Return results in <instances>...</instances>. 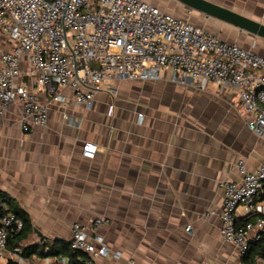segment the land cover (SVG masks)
Returning a JSON list of instances; mask_svg holds the SVG:
<instances>
[{
    "label": "crops",
    "instance_id": "0c3cea01",
    "mask_svg": "<svg viewBox=\"0 0 264 264\" xmlns=\"http://www.w3.org/2000/svg\"><path fill=\"white\" fill-rule=\"evenodd\" d=\"M145 1L264 56L260 36L177 0ZM211 1L264 23V0ZM109 88L115 93L104 87L90 105L64 91L67 103L51 102L47 126L30 132L18 122L19 105L0 118V192L33 224L22 245L70 241L73 224L90 229L103 218L99 231L111 254L94 264H248L222 235L221 182L242 181L240 160L249 170L264 162V137L247 125L236 90L207 78L197 85L172 68L150 80L114 78ZM86 142L105 152L85 157ZM263 194L264 186L257 202ZM246 219L255 216L240 206L238 223Z\"/></svg>",
    "mask_w": 264,
    "mask_h": 264
},
{
    "label": "built area",
    "instance_id": "2783aa9c",
    "mask_svg": "<svg viewBox=\"0 0 264 264\" xmlns=\"http://www.w3.org/2000/svg\"><path fill=\"white\" fill-rule=\"evenodd\" d=\"M0 30L10 44L0 53V118L19 105L18 122L26 132L47 126L51 102L67 103L64 91H72L77 103L90 105L104 87L115 93L109 88L114 78L150 80L172 68L179 78H192L197 85L207 78L222 90L235 89L247 112V125L264 137V56L148 1L0 0ZM64 117L78 124L70 114ZM99 152L105 149L93 142L83 146L87 158ZM238 167L241 182H221L220 215L224 240L244 256L264 231V202L256 200L264 186V162L249 170L240 160ZM240 206L255 219L239 224ZM104 223L98 218L90 229L73 224L71 246L89 255L87 264L111 254L99 231ZM23 227L13 212L1 217L0 264L9 259L26 264L8 248L10 233ZM187 231L192 232L191 225ZM255 260L264 261V256ZM50 264L73 263L57 256Z\"/></svg>",
    "mask_w": 264,
    "mask_h": 264
},
{
    "label": "trees",
    "instance_id": "16d2710c",
    "mask_svg": "<svg viewBox=\"0 0 264 264\" xmlns=\"http://www.w3.org/2000/svg\"><path fill=\"white\" fill-rule=\"evenodd\" d=\"M264 199V194L262 195ZM0 219L8 213L13 212L24 222V227L16 232H11L8 240V248L17 252L24 259H29L35 255L39 257H60L66 256L73 264H87L89 255L82 251L74 250L71 242L67 240H45L43 243H36L29 246H23L22 242L29 238L33 224L27 212L22 209L15 200L4 192H0ZM248 220H241L240 223ZM264 256V231L261 233V239L253 242L244 255V259L248 264L256 261V256ZM7 264H19L15 259H9Z\"/></svg>",
    "mask_w": 264,
    "mask_h": 264
},
{
    "label": "water",
    "instance_id": "95a60500",
    "mask_svg": "<svg viewBox=\"0 0 264 264\" xmlns=\"http://www.w3.org/2000/svg\"><path fill=\"white\" fill-rule=\"evenodd\" d=\"M189 8L264 38V23L211 0H177Z\"/></svg>",
    "mask_w": 264,
    "mask_h": 264
},
{
    "label": "rangeland",
    "instance_id": "374dc122",
    "mask_svg": "<svg viewBox=\"0 0 264 264\" xmlns=\"http://www.w3.org/2000/svg\"><path fill=\"white\" fill-rule=\"evenodd\" d=\"M8 45V42L5 41V38L1 35L0 32V53L7 50Z\"/></svg>",
    "mask_w": 264,
    "mask_h": 264
}]
</instances>
